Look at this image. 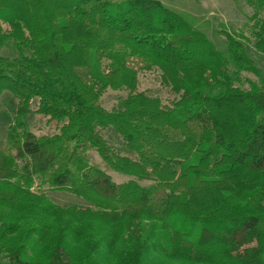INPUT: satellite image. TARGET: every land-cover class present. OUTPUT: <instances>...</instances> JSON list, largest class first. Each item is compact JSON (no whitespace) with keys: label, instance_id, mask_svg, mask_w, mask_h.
<instances>
[{"label":"trees","instance_id":"1","mask_svg":"<svg viewBox=\"0 0 264 264\" xmlns=\"http://www.w3.org/2000/svg\"><path fill=\"white\" fill-rule=\"evenodd\" d=\"M243 1L264 53V0ZM218 34L224 52L155 0H0V50L15 52L0 55V95L17 100L0 147V264H264V78ZM152 69L168 104L137 91ZM241 73L257 79L247 90ZM107 89L127 91L111 110ZM32 102L55 134L29 130ZM89 150L133 179L113 183Z\"/></svg>","mask_w":264,"mask_h":264},{"label":"rangeland","instance_id":"2","mask_svg":"<svg viewBox=\"0 0 264 264\" xmlns=\"http://www.w3.org/2000/svg\"><path fill=\"white\" fill-rule=\"evenodd\" d=\"M120 1V0H111ZM160 2L165 8L176 12L187 20L194 28L204 33L207 38L220 51H225V39L218 32L224 31L238 37L247 50L248 56L255 62L257 68L261 72V77L264 78V53L255 50L253 38V22L250 20L252 10L244 3L243 0H155ZM0 55L14 57L15 52L12 46L9 45L5 49L0 50ZM138 86L137 91L146 92L147 95L157 97L162 104H168L173 95L169 88L161 85L160 72L157 69H152L149 72H139L137 75ZM247 81L256 82L257 79L248 73L240 74V82L235 83L236 87L247 90L249 85ZM126 90L113 91L107 89L100 98V104L105 110H111L117 107L118 101L125 98ZM17 100L9 93L3 92L0 95V147L4 145L7 128L11 123L14 115ZM36 103L32 102L26 114V122L29 130L41 135H49L44 128L45 118L34 113ZM51 124V123H50ZM54 127L52 123L49 129ZM40 132V133H39ZM103 136L107 139L111 147L117 152L122 153L120 138L111 129L105 130ZM129 156L133 154L128 152ZM122 155V154H121ZM87 158L91 166H95L99 170L106 173L111 181L116 184L125 183L129 178L126 175L116 173L111 170L98 156L94 150L87 152ZM141 185H147V182H140ZM50 202L62 205H88V203L79 197L65 192L51 191L48 193Z\"/></svg>","mask_w":264,"mask_h":264},{"label":"crops","instance_id":"3","mask_svg":"<svg viewBox=\"0 0 264 264\" xmlns=\"http://www.w3.org/2000/svg\"><path fill=\"white\" fill-rule=\"evenodd\" d=\"M49 125H50V127H51V125H52V123L51 124H49L46 120H45V126H44V128L46 127V131L47 132H49V135L48 136H50V135H53V134H55L56 133V127L54 126V127H52V129L51 130H48L49 129ZM33 132V131H32ZM41 132V135H46V134H43L42 132H44V131H40ZM39 132V133H40ZM35 135H38L37 133H35V132H33ZM47 196H48V193H47Z\"/></svg>","mask_w":264,"mask_h":264}]
</instances>
